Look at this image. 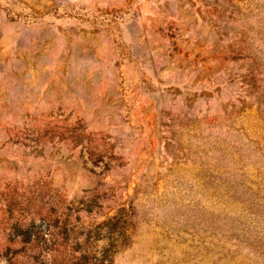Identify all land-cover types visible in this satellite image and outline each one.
<instances>
[{
	"label": "rangeland",
	"instance_id": "1",
	"mask_svg": "<svg viewBox=\"0 0 264 264\" xmlns=\"http://www.w3.org/2000/svg\"><path fill=\"white\" fill-rule=\"evenodd\" d=\"M0 264H264V0H0Z\"/></svg>",
	"mask_w": 264,
	"mask_h": 264
}]
</instances>
